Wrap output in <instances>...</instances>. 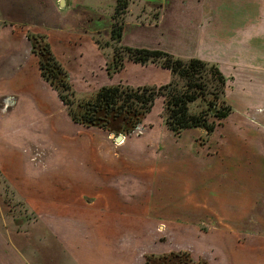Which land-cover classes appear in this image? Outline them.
Segmentation results:
<instances>
[{
	"label": "rangeland",
	"instance_id": "rangeland-1",
	"mask_svg": "<svg viewBox=\"0 0 264 264\" xmlns=\"http://www.w3.org/2000/svg\"><path fill=\"white\" fill-rule=\"evenodd\" d=\"M249 1L0 0V59L27 36H44L71 74L69 102L113 84L181 85L160 59L134 60L150 49L219 66L232 108L209 117L211 131L176 135L159 97L145 134L116 142V133L71 122L33 52L0 78V234L29 264H144L146 254L188 243L215 264L245 256L264 264L263 53L260 39L251 49L245 36L260 29L264 6ZM114 62L118 73L108 70Z\"/></svg>",
	"mask_w": 264,
	"mask_h": 264
},
{
	"label": "trees",
	"instance_id": "trees-1",
	"mask_svg": "<svg viewBox=\"0 0 264 264\" xmlns=\"http://www.w3.org/2000/svg\"><path fill=\"white\" fill-rule=\"evenodd\" d=\"M125 5L126 2L122 8ZM118 9L119 7L117 11ZM115 35L119 36L120 33ZM31 38L38 39L39 49L35 53L39 57L42 77L59 93L61 100L68 106L69 117L76 125L106 134H137L141 137L145 128L144 120L159 97L163 99L168 112L167 123L176 135L193 127L211 131L212 126L208 123L211 115L224 118L231 112V106L221 97L226 81L219 66L199 58H174L170 53L150 49L136 50L134 60L145 61L150 57L160 59L164 69L181 79V85L170 83L157 90L149 87L133 89L113 84L103 86L92 97L69 102L66 94L72 88L70 72L57 60L44 36ZM121 67V62H114L108 70L110 73H118ZM174 256L160 257V260L153 256L149 258L152 264H175L171 261Z\"/></svg>",
	"mask_w": 264,
	"mask_h": 264
},
{
	"label": "crops",
	"instance_id": "crops-1",
	"mask_svg": "<svg viewBox=\"0 0 264 264\" xmlns=\"http://www.w3.org/2000/svg\"><path fill=\"white\" fill-rule=\"evenodd\" d=\"M255 1H257V2H261L262 3V6H264V0H250L249 1V3L248 4H255L256 5V3H255ZM70 0H69V6H70ZM65 7H67V6H65ZM262 9L264 10V7H262ZM252 15V14H251ZM250 16V15H249ZM251 19H253V17H250ZM251 21H253V20H251ZM260 21H262L261 22V27H260V29H255V36H253L252 35V33H253V29L251 30V34H249V30H246V34H245V36H246V39H247V43H249L250 42V45L249 44H246V47L248 46V47H250L251 49H252V42L254 43V41L256 42V41H258L259 39H260V44L262 45V50H261V53H263V58H262V63H261V69H264V12H262V19H261V17H260ZM252 23V22H251ZM250 23V24H251ZM255 24H256V22H255ZM258 31H261L260 33H259V35L260 36H262L261 38H258V37H260V36H258ZM254 37H255V39H254ZM247 54H248V52H247ZM252 66V65H251ZM25 67V66H24ZM253 67V66H252ZM251 67V68H252ZM23 68V67H22ZM24 69V68H23ZM253 69V68H252ZM14 79V78H13ZM16 84V83H15ZM23 83H21V85H22ZM12 86V87H11ZM10 88V89H13V84L11 83V84H9L8 86L6 85V86H2V89H4V90H7L6 88ZM14 134L16 133V136H14V135H12V138H15V137H17V139H18V136H19V138H21L20 136L22 135V134H20V132L18 133V132H13ZM108 134V133H107ZM22 138H23V136H22ZM20 143L22 144V140L20 139ZM19 143V144H20ZM20 144V145H21ZM20 149H21V147H19ZM70 152V151H69ZM22 154L23 155H26V157H29L30 155H28L27 154V150L26 149H24V147L22 148ZM30 154V153H29ZM70 155L72 156L73 155V151L70 153ZM260 165H263V168L261 167V170H259L260 171V173H262L263 175H260V179H261V177H262V179L259 181V182H263V183H261L260 184V186L262 187V188H264V160H262L260 163H259ZM253 165H255V164H253ZM250 174H252L251 172H250ZM249 174V179L250 178H252L251 176H254L255 178H256V181L258 180V178H257V176L256 175H250ZM259 176V175H258ZM253 179V178H252ZM258 182V183H259ZM261 187H256L257 189L256 190H259V189H261L262 190V188ZM251 193V196L254 194V193H256L255 191L254 192H250ZM251 202H252V198H251V200L249 201V206L251 205ZM246 205H247V203H246ZM247 205V206H248ZM251 207H253V206H251ZM246 251V250H245ZM237 255V254H236ZM243 258V262H244V264H247L248 263V261L247 260H250L249 259V257H242ZM28 259H27V257L16 247V245L9 239V238H4L1 234H0V264H29L28 263V261H27ZM238 261H241L240 259H237Z\"/></svg>",
	"mask_w": 264,
	"mask_h": 264
},
{
	"label": "water",
	"instance_id": "water-1",
	"mask_svg": "<svg viewBox=\"0 0 264 264\" xmlns=\"http://www.w3.org/2000/svg\"><path fill=\"white\" fill-rule=\"evenodd\" d=\"M69 0H60V6H68ZM26 41L20 48H16L11 50L6 55L2 56L0 59V78H11L16 72H18L30 55L33 53L32 43L29 37H26ZM141 131V129H139ZM145 132L143 133V135ZM139 137L136 135L128 136V137ZM111 138H113L116 142H122L124 140L123 135H118L117 137L114 134H111Z\"/></svg>",
	"mask_w": 264,
	"mask_h": 264
},
{
	"label": "flooded vegetation",
	"instance_id": "flooded-vegetation-1",
	"mask_svg": "<svg viewBox=\"0 0 264 264\" xmlns=\"http://www.w3.org/2000/svg\"><path fill=\"white\" fill-rule=\"evenodd\" d=\"M31 43H32V50L33 52H37L39 47H38V39L37 38H31ZM68 113V110H67ZM69 116V115H68ZM70 118V117H69ZM71 120V118H70ZM71 122H73L71 120ZM75 124V123H74ZM76 125V124H75ZM80 126V125H78ZM83 128H86L84 126H80ZM195 245V244H194ZM193 244H186L185 246L180 247L179 249H173L170 251H166L163 253H149L145 255V261L144 264H152L150 258L151 256L155 257L156 259L159 258V260L161 259L160 257H167V256H172L175 255V259H173L174 257H172V262L175 264H215L213 263V261H211L210 257H208V254L205 252H201V254L197 257L194 256L195 254V247ZM159 255V256H157ZM150 257V258H149Z\"/></svg>",
	"mask_w": 264,
	"mask_h": 264
},
{
	"label": "bare ground",
	"instance_id": "bare-ground-1",
	"mask_svg": "<svg viewBox=\"0 0 264 264\" xmlns=\"http://www.w3.org/2000/svg\"><path fill=\"white\" fill-rule=\"evenodd\" d=\"M122 142H123V141H122ZM122 142H121V143H122Z\"/></svg>",
	"mask_w": 264,
	"mask_h": 264
}]
</instances>
